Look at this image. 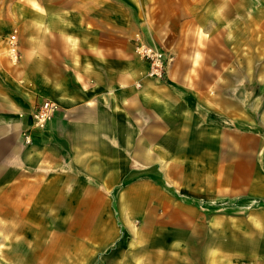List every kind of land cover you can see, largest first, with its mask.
<instances>
[{
	"label": "crops",
	"instance_id": "1",
	"mask_svg": "<svg viewBox=\"0 0 264 264\" xmlns=\"http://www.w3.org/2000/svg\"><path fill=\"white\" fill-rule=\"evenodd\" d=\"M0 264H264V0H0Z\"/></svg>",
	"mask_w": 264,
	"mask_h": 264
},
{
	"label": "built area",
	"instance_id": "2",
	"mask_svg": "<svg viewBox=\"0 0 264 264\" xmlns=\"http://www.w3.org/2000/svg\"><path fill=\"white\" fill-rule=\"evenodd\" d=\"M14 38V36H11ZM13 51V48H10ZM136 53L148 63L147 75L157 80H165L167 66L172 60V55L163 51L155 45L147 44L141 40L135 46ZM58 105L50 100H42L35 105L31 112V123L23 129V139L25 143L31 142V131L44 129L54 116Z\"/></svg>",
	"mask_w": 264,
	"mask_h": 264
}]
</instances>
